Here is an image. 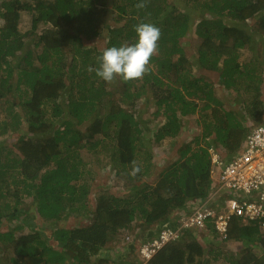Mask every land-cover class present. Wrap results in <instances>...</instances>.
<instances>
[{
  "label": "trees",
  "instance_id": "16d2710c",
  "mask_svg": "<svg viewBox=\"0 0 264 264\" xmlns=\"http://www.w3.org/2000/svg\"><path fill=\"white\" fill-rule=\"evenodd\" d=\"M180 1L209 19L196 24L198 15L168 0L144 9L141 0H0V264H117L125 252L110 254L108 244L137 228L127 263H143L142 248L179 230L189 205L216 190L212 149L226 163L264 120V0ZM139 23L161 32L147 74L106 83L88 71L99 66L98 39L106 48L135 43ZM185 37L198 39L197 56ZM168 142V161L154 162L150 145ZM103 154L113 175L98 182ZM194 231L220 236L210 218L147 264H264V229L254 221L232 217L209 251ZM233 242L243 244L238 257Z\"/></svg>",
  "mask_w": 264,
  "mask_h": 264
},
{
  "label": "built area",
  "instance_id": "2783aa9c",
  "mask_svg": "<svg viewBox=\"0 0 264 264\" xmlns=\"http://www.w3.org/2000/svg\"><path fill=\"white\" fill-rule=\"evenodd\" d=\"M221 181V188L232 191L234 195V199L227 203L230 214L243 216L244 219L264 215V120L247 135L242 150L232 155L230 161L223 166ZM212 215L215 214L211 208L202 206L192 215L182 217L179 230H163L158 240L151 246L142 248V255L147 260L152 259L164 244L178 239L181 230L202 228ZM218 220L217 229L224 234L227 225L225 218L220 216Z\"/></svg>",
  "mask_w": 264,
  "mask_h": 264
},
{
  "label": "clouds",
  "instance_id": "9594fccd",
  "mask_svg": "<svg viewBox=\"0 0 264 264\" xmlns=\"http://www.w3.org/2000/svg\"><path fill=\"white\" fill-rule=\"evenodd\" d=\"M82 1L84 2L85 0ZM146 6V0H141V2L135 5L137 9H144ZM134 31L137 36V41L135 43L131 45L124 44L119 47L112 46L105 48L102 52V55L97 57L99 66L95 69L89 67L88 71H95L96 76L101 78L106 83L113 82L117 77H119L124 82H130L142 78L145 74H147L150 70L149 65L151 58L158 51V41L160 39L161 32L157 26L151 23H139L135 26ZM244 143L245 139L243 145ZM242 147L238 152L242 150ZM212 152L214 158L213 162L219 165V167H215V171L221 173L219 177L220 180L216 183V190L214 192H211L206 199L194 201V203H192L193 206L189 205L191 213H187V211H185L184 214L181 215V218L184 216L192 215L194 212L199 210V208L204 206L206 208H211L212 212L215 214L210 216L207 221H209L210 218H215V223L217 224V222L219 221L218 217L223 216L227 223V231L228 225L232 217L239 216L232 213L230 214V208L227 204L228 201L234 199L232 191L224 190L221 188V175L223 173V166L230 161L231 157L227 160L226 163H223L222 161H220L219 152L216 151L215 148L212 149ZM139 170V167L136 165L135 162H133V168L129 175L135 177L138 174ZM229 193L231 195H229ZM248 220L254 221L256 225L264 229V215L255 219H244V221ZM218 232L222 238H226V232L224 234L221 233L220 230H218ZM141 256H143L142 252ZM148 261L149 260L145 258L143 259L142 264H147Z\"/></svg>",
  "mask_w": 264,
  "mask_h": 264
},
{
  "label": "rangeland",
  "instance_id": "374dc122",
  "mask_svg": "<svg viewBox=\"0 0 264 264\" xmlns=\"http://www.w3.org/2000/svg\"><path fill=\"white\" fill-rule=\"evenodd\" d=\"M175 1L177 2V4H176L177 8L180 9L181 11H184V12L187 11L188 13L198 15V18L196 20V24L200 23L204 19H209L208 16H203L199 12H195V11H192V10H189L188 11L187 7L183 6L180 0H168V3L171 4V3L175 2ZM29 20H31V18ZM42 27H43V22L42 21H39L38 28H37L38 29L37 32H40L41 29H42ZM195 31H196V28L194 29L193 33H195ZM181 42L183 43V46L186 48L187 52L190 53V55L195 54V56H197V50H198V48L192 47V45H194V44L195 45H198V39L197 38H193L191 40V39L185 37V38L182 39ZM96 43H98L97 45L99 46V48H103V50H104V48H106L107 41L102 42V40L98 39V41ZM131 44H133V43L132 42H129L128 43V45H131ZM95 57H98V54H95ZM251 57H253V55L250 52L248 53V55H245V59L246 60H249ZM218 93H219V95L222 96L223 95V90L219 89L218 90ZM231 103L234 104L235 102L231 101ZM144 110H147V108L144 109L142 106H139L138 112L139 113H143L146 116L147 115V111L144 112ZM143 114H141V115H143ZM152 121H153V123L151 125L152 126L151 128L152 129H157L159 127V125H158L159 120L154 119ZM194 132H195V130L192 129L190 133H194ZM149 135H150V133H149ZM11 142H13V140H11ZM150 146H151V149H150V147H149V149L151 151L152 150L154 151V153H153L154 154V158H155V161L154 162L162 165L161 164V161H163V160L168 161L167 158H166V156L163 153H165L166 150L170 149V143L169 142L166 143L163 146L164 148L163 147L160 148V149L158 148V150H157V148L152 147V145H150ZM83 155L85 157H91V155L89 154L88 150L87 151L84 150ZM100 158L103 160L102 163H98V162L95 163V160H94V166L96 167L95 171L98 174V175H95V176L98 177L97 178L98 179L97 180L98 182L107 181V180L109 181L110 176L112 177V175H113V173L111 171L112 169H111V166H110L111 165L110 164L111 155L110 154H105V155L103 154V155L100 156ZM92 178H93V176H92ZM113 183L114 182L112 181V184ZM14 188H15V186L13 185L12 186V189H14ZM117 189H119V188H117ZM118 193L120 194V192H118ZM11 196H13V194H11ZM242 197L244 198L245 196L242 195ZM28 202H29V204H27V205L30 207L32 201H28ZM93 202H95V201L93 200ZM77 221L78 220L76 218H73L70 221V224H66V225L68 227H73L71 225L74 224ZM141 230H142L141 228H137L136 231H134L133 233H131V235H127V234L123 233V234H121V236H118L114 241H112V242H110L108 244V251H109L110 254L113 253V255L117 256V255H120L121 253L125 252V254L123 256H121V257L118 258V261L119 262L117 264H128L127 262H130L131 261L130 259H131L132 255H130L131 253L130 252H127L126 249L128 247V244H130L132 242V240L134 239L135 234H137V232L140 233ZM142 231H144V230H142ZM142 234H144V232H142ZM192 234L193 235H196L197 238L199 239V241H201V243L204 244V246L206 248V251H209L212 248V246H209L208 243L212 242L213 245L216 246L222 240L221 238H219L220 237L219 235H218V237H212V235H211L210 236L211 237L210 240H207V238L209 236L207 234L201 235V233L198 232V231H194ZM122 239H125V240H122ZM141 241H142V237L137 239V242L138 243H140ZM228 247L230 248V250H233L232 251L233 252L232 253V257H233V255H234V257H238V256H240V253L238 251H239V249L241 247L243 248V244H241V242H237V243L236 242H233V243H229L228 244ZM219 248L223 251V249L221 247H219ZM219 248H216L215 249V254L221 252L222 253L221 255L223 257H227V254H224ZM116 251H118V252H116ZM230 254H228V255H230ZM70 263L71 262H69V264ZM139 263H140V261H138L137 264H139ZM108 264H114V263L111 262V263H108ZM140 264H142V263H140ZM212 264H227V263H226V260L224 258H221V259H219L217 261H213Z\"/></svg>",
  "mask_w": 264,
  "mask_h": 264
}]
</instances>
